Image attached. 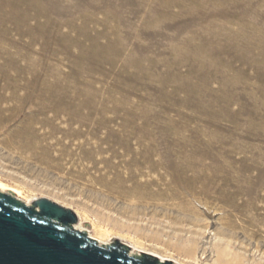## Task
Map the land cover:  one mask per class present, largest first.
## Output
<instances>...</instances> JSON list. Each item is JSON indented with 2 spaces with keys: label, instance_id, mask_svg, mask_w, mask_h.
<instances>
[{
  "label": "rangeland",
  "instance_id": "rangeland-1",
  "mask_svg": "<svg viewBox=\"0 0 264 264\" xmlns=\"http://www.w3.org/2000/svg\"><path fill=\"white\" fill-rule=\"evenodd\" d=\"M0 182L131 252L264 264V0H0Z\"/></svg>",
  "mask_w": 264,
  "mask_h": 264
},
{
  "label": "water",
  "instance_id": "water-1",
  "mask_svg": "<svg viewBox=\"0 0 264 264\" xmlns=\"http://www.w3.org/2000/svg\"><path fill=\"white\" fill-rule=\"evenodd\" d=\"M77 214L49 199L27 205L0 191V264H174L114 239L100 245L75 228Z\"/></svg>",
  "mask_w": 264,
  "mask_h": 264
},
{
  "label": "bare ground",
  "instance_id": "bare-ground-1",
  "mask_svg": "<svg viewBox=\"0 0 264 264\" xmlns=\"http://www.w3.org/2000/svg\"><path fill=\"white\" fill-rule=\"evenodd\" d=\"M218 180V179H217ZM0 191L1 192H4V193H8V191L9 190H7V186L5 185V184H3V183H1L0 182ZM16 192H18V191H16ZM18 193H20V192H18ZM15 196V195H14ZM16 197V196H15ZM19 199V198H18ZM133 199H138V198H133ZM27 205H30V202L29 201H26L25 202ZM75 228L76 229H80L79 228V226H75ZM81 231V230H80ZM92 236V235H91ZM93 237V236H92ZM91 237V238H92ZM94 239V238H93ZM96 240V239H95ZM100 245H109V244H111L110 242H107V243H104L103 241H102V239L100 238V239H98V240H96ZM131 249H132V247H131ZM140 253H147V254H150V255H153V256H155V257H157V258H159L161 261H172L173 259L172 258H170V257H164V256H161L159 253H157V252H155V251H147V250H135L134 252H131V255H136V254H140ZM174 264H177L176 262H175V260L174 261H172Z\"/></svg>",
  "mask_w": 264,
  "mask_h": 264
}]
</instances>
